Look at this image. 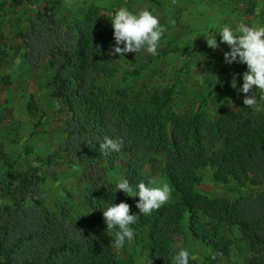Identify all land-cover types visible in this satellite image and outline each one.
Masks as SVG:
<instances>
[{
    "label": "trees",
    "instance_id": "obj_1",
    "mask_svg": "<svg viewBox=\"0 0 264 264\" xmlns=\"http://www.w3.org/2000/svg\"><path fill=\"white\" fill-rule=\"evenodd\" d=\"M35 17V25L23 32L22 46L30 65L47 66L53 73L49 86L68 106L74 126L67 132L63 154H78L84 165L122 166L123 178L134 186L148 184L149 178L123 154H160L164 173L181 198L144 215L136 207L138 196L115 192L118 182H107L85 194L94 215L72 217L68 208L57 211L47 204L43 183L54 159L39 158L27 170L0 178V264H128L118 257L114 230H107L103 217L104 208L121 202L130 205V214L139 215L132 226L135 238L146 240L153 264H173L181 242H199L208 250L202 261L192 259L190 264H234L233 229L255 255H262L247 264H264V111L257 105L217 114L193 106L180 109L173 105L169 87L151 89L142 101L124 89L107 91L100 80L113 74L110 56H119L111 52L112 24L87 14L65 26L53 8ZM35 109L30 105L31 112ZM105 137L122 140L120 151L102 153ZM206 168L214 169L217 182L242 188L246 178L262 191H240L235 199L202 194L197 186Z\"/></svg>",
    "mask_w": 264,
    "mask_h": 264
},
{
    "label": "rangeland",
    "instance_id": "obj_2",
    "mask_svg": "<svg viewBox=\"0 0 264 264\" xmlns=\"http://www.w3.org/2000/svg\"><path fill=\"white\" fill-rule=\"evenodd\" d=\"M121 6L133 12L151 11L158 16L164 34L156 55L144 50L128 57L110 56L113 74L100 80L102 88L112 93L124 89L137 96L136 101H142L150 97L151 89L169 87L174 90L175 107L193 106L211 114L245 107V96L253 94L257 97V107L264 111V99H260L264 90H258L255 85L249 93L238 90L247 66L227 64L224 52L230 50L228 45L220 44L212 49L205 40L209 32H218L223 26H234L241 20L249 26L264 27V0H0V49L6 51L0 56V178L11 171L27 170L39 158H53L48 179L43 183L47 204L57 211L68 208L72 217L93 216L85 198L87 189L118 182L126 170L122 166L111 167L108 162L84 165L78 154H63L67 132L74 126L68 106L51 90L49 82L53 73L48 67H34L26 61L27 49L22 46V37L28 26L37 22L35 15L46 13L48 8L56 9L68 26L87 14L98 23H111ZM234 78L235 89L231 86ZM30 105L36 108L34 112ZM123 156L141 166L152 186L170 185L171 195L165 204L180 200L181 194L175 192L164 173L162 155L144 151ZM9 162L13 165H8ZM213 173V168L201 171L203 179L197 186L200 193L235 199L240 191L242 195L251 190L262 191L261 187L254 190V184L246 178L242 179V188L217 182ZM231 236L234 245L230 260L234 264L261 259L262 255L251 251L239 230L233 229ZM182 248L196 262L202 261L208 251L199 242L189 245L181 242L179 250ZM115 251L128 264H153L145 239L135 238L122 249L115 247Z\"/></svg>",
    "mask_w": 264,
    "mask_h": 264
},
{
    "label": "clouds",
    "instance_id": "obj_3",
    "mask_svg": "<svg viewBox=\"0 0 264 264\" xmlns=\"http://www.w3.org/2000/svg\"><path fill=\"white\" fill-rule=\"evenodd\" d=\"M110 21L115 41L111 50L113 55L124 57L125 54H137L141 50H146L152 55L157 54L164 30L158 16L151 11L145 9L133 12L121 6ZM217 34L220 37L219 42ZM205 40L207 46L212 49L218 48L220 44L228 45L230 50L224 52L227 64L236 62L247 66V71L242 74L243 84L238 89L239 92L249 93L254 85L258 90H264V27L249 26L241 20L234 26L225 25L218 32H209ZM231 86L237 88L235 78ZM243 103L253 107L257 104V97L253 94L250 97L245 96ZM121 146L122 140L105 137L104 142L100 144V150L102 153L119 152ZM121 190L128 197H139L136 207L144 215H150L153 210L159 209L171 195V187L167 183L152 186L151 182L145 184L142 181L134 186L125 178H121L115 185V192ZM103 217L107 230H114L113 244L117 249H122L126 242L135 239L136 230L132 226L139 219V215L130 214L128 203L109 205L103 209ZM191 260L190 252L182 248L173 257V264H190Z\"/></svg>",
    "mask_w": 264,
    "mask_h": 264
}]
</instances>
